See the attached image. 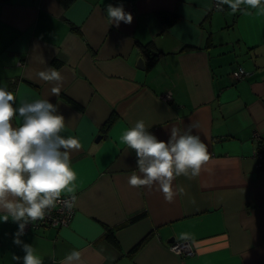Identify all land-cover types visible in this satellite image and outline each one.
Returning a JSON list of instances; mask_svg holds the SVG:
<instances>
[{
	"label": "crops",
	"instance_id": "obj_1",
	"mask_svg": "<svg viewBox=\"0 0 264 264\" xmlns=\"http://www.w3.org/2000/svg\"><path fill=\"white\" fill-rule=\"evenodd\" d=\"M215 1L0 5V83L13 92L14 106L43 98L58 105L70 119L61 135L80 145L71 156L72 221L20 237L43 264H60L73 250L85 264H264V171L253 156L264 145V14L233 13L227 4L220 11ZM108 4H123L132 23L111 25ZM45 67L61 72L58 96L55 82L37 75ZM238 68L246 75L236 81ZM138 120L163 141L171 128L197 124L193 134L208 147L210 161L199 176L173 180L184 192L171 202L156 186L128 183L139 172L121 136ZM20 122L17 114L13 123ZM17 231L11 219H0V264H23L25 253L13 243ZM173 242H188L193 255L171 252Z\"/></svg>",
	"mask_w": 264,
	"mask_h": 264
},
{
	"label": "clouds",
	"instance_id": "obj_2",
	"mask_svg": "<svg viewBox=\"0 0 264 264\" xmlns=\"http://www.w3.org/2000/svg\"><path fill=\"white\" fill-rule=\"evenodd\" d=\"M224 4L233 13L251 15L247 10L250 8L257 10L256 15L264 14L262 0H217V9L222 11ZM106 12L111 25L132 23L133 17L124 10L123 4H108ZM37 75L43 81L55 82L51 92L59 95L63 86L60 71L45 67ZM14 105L13 92L6 83H0V213L3 214L0 219L3 222L11 219L18 224L13 243L25 253L23 264H43L37 249L20 237L30 222L43 220L58 205L67 209L75 205L77 176L71 156L72 150L79 149L80 145L76 138L61 135L70 119L66 121L59 114L58 105L48 98ZM17 114L21 122L14 125ZM150 127L144 120H138L121 136L122 143L135 152L139 172L133 171L128 183L132 187L147 186L149 190L156 186L171 202L184 192L180 185L173 187V180L181 175L199 176L210 161V153L201 137L193 134L197 124L189 123L183 130L171 128L167 141L159 140L149 131ZM82 256L81 251L73 250L60 264H85ZM12 259L19 262L21 257L14 255Z\"/></svg>",
	"mask_w": 264,
	"mask_h": 264
},
{
	"label": "built area",
	"instance_id": "obj_3",
	"mask_svg": "<svg viewBox=\"0 0 264 264\" xmlns=\"http://www.w3.org/2000/svg\"><path fill=\"white\" fill-rule=\"evenodd\" d=\"M214 7L217 9V2L215 1ZM246 75L245 71L241 68L235 69L232 71L233 78L237 80H241ZM165 97V96H164ZM165 98L169 99L166 96ZM258 138V135L255 136ZM259 148H257L253 154V156L259 162V168L264 171V145L259 143ZM65 197H61L64 199ZM75 211L74 206L71 209L64 208L63 205H58L55 209L51 210L48 215L45 216L43 220L30 222L29 225L26 226L25 232L27 229H37V228H46V227H54V228H62L67 227L74 217ZM169 250L177 255L181 256H192L193 250L188 242H173L169 245Z\"/></svg>",
	"mask_w": 264,
	"mask_h": 264
},
{
	"label": "trees",
	"instance_id": "obj_4",
	"mask_svg": "<svg viewBox=\"0 0 264 264\" xmlns=\"http://www.w3.org/2000/svg\"><path fill=\"white\" fill-rule=\"evenodd\" d=\"M12 0H0V5H5V4H8L10 3ZM155 58V55H152L150 56L149 60L152 61L153 59ZM144 214H140V215H136L134 216L133 218H131L128 222L129 223H132L134 222L135 220L141 218ZM48 228V227H46ZM54 228V227H52ZM58 228V227H57ZM109 239L112 241L113 244H115V240H114V236L112 234H109L108 235ZM145 239H143L141 242H139L137 245H135L132 250L130 251V253H132L133 251H135L141 244L142 242L144 241Z\"/></svg>",
	"mask_w": 264,
	"mask_h": 264
},
{
	"label": "water",
	"instance_id": "obj_5",
	"mask_svg": "<svg viewBox=\"0 0 264 264\" xmlns=\"http://www.w3.org/2000/svg\"><path fill=\"white\" fill-rule=\"evenodd\" d=\"M136 67L141 70L144 69V60L142 58L137 61Z\"/></svg>",
	"mask_w": 264,
	"mask_h": 264
}]
</instances>
